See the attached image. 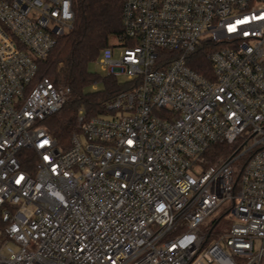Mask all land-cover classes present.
<instances>
[{
	"label": "built area",
	"instance_id": "obj_1",
	"mask_svg": "<svg viewBox=\"0 0 264 264\" xmlns=\"http://www.w3.org/2000/svg\"><path fill=\"white\" fill-rule=\"evenodd\" d=\"M74 22V0H0V264H264V0H126L95 64L127 88L64 150L43 124L72 90L38 72Z\"/></svg>",
	"mask_w": 264,
	"mask_h": 264
},
{
	"label": "trees",
	"instance_id": "obj_2",
	"mask_svg": "<svg viewBox=\"0 0 264 264\" xmlns=\"http://www.w3.org/2000/svg\"><path fill=\"white\" fill-rule=\"evenodd\" d=\"M126 0H74V28L59 37L54 49L39 62L38 78H49L58 87H69L71 97L64 107L44 122L49 133L64 150L71 147V137L77 131V115L81 108L91 116L104 114L106 101L125 90L126 83L112 75L100 78L91 65L102 51L113 47L112 40L124 33L123 11ZM191 68L211 77L212 66L205 53H199ZM103 82L104 88L87 91ZM228 144L213 145L207 153L211 164L233 152Z\"/></svg>",
	"mask_w": 264,
	"mask_h": 264
},
{
	"label": "rangeland",
	"instance_id": "obj_3",
	"mask_svg": "<svg viewBox=\"0 0 264 264\" xmlns=\"http://www.w3.org/2000/svg\"><path fill=\"white\" fill-rule=\"evenodd\" d=\"M112 43L114 44V46H117V44H119L120 41L117 38H114L112 40ZM120 52H121V49L116 48L115 49V56L119 57ZM91 70L96 72L100 76V78L108 76L107 71L104 70L101 65L93 63L91 65ZM103 88H104L103 82L100 81V82H97V83L89 86L87 91L100 90ZM43 125L45 126V124H43ZM238 147H239V145H235V147L233 146V152L231 154H233L237 150ZM230 207H231L230 201H226L225 203H223L218 208V210L215 212V214L213 216H211V218L209 220L206 221V223L203 225V229L208 231L213 227L214 233L227 232L229 230L231 224L233 223V218L229 214ZM215 222H217V223L214 224Z\"/></svg>",
	"mask_w": 264,
	"mask_h": 264
}]
</instances>
